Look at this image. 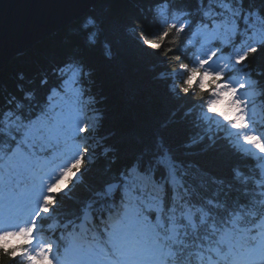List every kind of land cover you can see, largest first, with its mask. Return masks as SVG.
I'll return each mask as SVG.
<instances>
[{"label":"snow or ice","instance_id":"obj_1","mask_svg":"<svg viewBox=\"0 0 264 264\" xmlns=\"http://www.w3.org/2000/svg\"><path fill=\"white\" fill-rule=\"evenodd\" d=\"M146 11L156 23L171 18L177 27L182 24L180 40L198 44L203 55L211 56L210 63L223 60L228 66L222 80L236 84L244 77L237 97L243 100L241 107L251 126L253 112L264 110V68L251 63L264 52V0H153ZM92 23L89 19L84 27ZM96 37V32L89 33L88 42L95 44ZM53 75L58 78L54 84L46 76L41 78V87L47 89L42 97L35 89H21L19 98L0 105V233L19 236L22 228L31 227L22 243L0 245V264H29L36 258L38 233L53 215L55 227L49 223L46 233L52 242L44 245L50 264H193V257L195 264H264V153L251 146L247 152L233 148L245 168L232 166L227 179L213 177L216 186L210 187L196 175H209L206 170L182 158L186 154H178L164 135H157L151 149L117 169L112 167L116 164L112 157L103 178L74 198L71 192L97 159L88 158L95 152L90 148L84 166L68 188L56 194L52 206L25 216L27 200L16 186L36 169L49 179L55 174L65 131L61 118L69 105L78 113L84 111L87 86L82 81L91 70L71 59L56 67ZM191 115L188 109L181 119ZM205 118L211 121L217 115L205 114ZM89 131L87 126L82 133L78 124L73 127L76 139ZM211 131L205 127L185 147L203 142L204 132ZM112 151L104 146L100 155ZM62 195L73 206L57 212Z\"/></svg>","mask_w":264,"mask_h":264},{"label":"trees","instance_id":"obj_2","mask_svg":"<svg viewBox=\"0 0 264 264\" xmlns=\"http://www.w3.org/2000/svg\"><path fill=\"white\" fill-rule=\"evenodd\" d=\"M152 3L153 0H98L84 16L36 42L0 69V105H5L11 97L19 98L23 94L21 89L23 92L35 89L42 97L47 89L41 87V78L46 76L49 84L57 83L53 70L68 60L82 61L85 68L91 70V75H86L82 82L87 86L86 97L91 100L94 127L88 137L78 139L79 155L70 157L69 161L71 169L80 172L88 149H95L88 158L96 156L97 159L88 165L83 182L71 192L74 198L83 196L87 187L103 178L105 166L112 157H116L112 167L117 169L144 149H151L156 136L161 134L174 151L186 154L182 158L199 164L209 173L202 176L196 172V175L210 187L216 186L212 183L213 177L227 179L232 166L245 168L243 158L232 152L233 148H238L225 135L226 129L204 132L203 142L185 147L207 127L197 118L204 92L192 93L191 86L177 71L184 65L185 75L188 71L203 72L195 61L203 49L194 41L180 40L183 25L177 27L175 20L154 22L153 14L146 11ZM89 19L93 23L85 28ZM91 32L97 33L95 44L88 42ZM157 48L159 50H154ZM251 63L254 68H264V52ZM222 77L213 75L209 85L214 86ZM172 84H177L176 88L173 89ZM189 92L191 95H184ZM188 109H192V115L181 119ZM261 111L264 121V110ZM101 115L102 119H98ZM197 122L199 128L193 126ZM209 135L211 141L207 139ZM104 146H111L114 151L102 156ZM252 182L250 179L249 184ZM59 192L62 191L48 195L47 208L52 206ZM59 199L61 209L57 212L73 206L67 195ZM60 219L64 217L61 215ZM55 222L56 216H49L42 231L46 234L49 223L55 227ZM29 236L0 233V245L5 248L18 245Z\"/></svg>","mask_w":264,"mask_h":264},{"label":"rangeland","instance_id":"obj_3","mask_svg":"<svg viewBox=\"0 0 264 264\" xmlns=\"http://www.w3.org/2000/svg\"><path fill=\"white\" fill-rule=\"evenodd\" d=\"M202 53L195 57V61L204 73L188 71L185 75L186 68L183 66L179 70L184 81L191 86L190 91L192 93L204 92V106H200L198 109V120L204 122L212 130L226 129L225 135L243 152L249 151L248 146H251L253 150L264 153V140L260 138L264 136V121L261 120L262 111L258 109L253 112L254 123L249 126L245 119V110L241 107L243 100L237 97V89L241 87L244 77L240 76V83L236 84L221 79L214 86L209 85V79L215 74L223 76L228 65L223 60L218 61V63H210L211 56H205ZM176 86L177 84H172L173 89ZM82 107L84 111L78 113L75 107L69 105L65 109V115L61 118V122L65 125V131L62 135L61 150L55 161V165H59V167H56L54 175L50 169L47 170L52 178L49 179L43 171L36 169L26 173L16 186V191L24 193L27 200L24 209L25 216L34 211L46 212L48 195L68 188L69 181L78 173L71 169L69 161L70 157L79 155V143L73 133V127L78 124L81 133L85 126L90 129L94 127V114L89 97L83 101ZM213 113L217 115V118L211 121L206 120L205 114L211 115ZM238 132L239 135H237ZM89 135L88 132L86 136L82 135L81 139H85ZM37 205H39V209H37ZM20 233L30 235L31 227L22 228ZM50 242H52L50 236H47L44 231L38 234V247L34 250L37 255L36 258L29 261L30 264H50V261L46 259L47 250L44 248V245Z\"/></svg>","mask_w":264,"mask_h":264},{"label":"water","instance_id":"obj_4","mask_svg":"<svg viewBox=\"0 0 264 264\" xmlns=\"http://www.w3.org/2000/svg\"><path fill=\"white\" fill-rule=\"evenodd\" d=\"M98 0H0V69L84 16Z\"/></svg>","mask_w":264,"mask_h":264},{"label":"bare ground","instance_id":"obj_5","mask_svg":"<svg viewBox=\"0 0 264 264\" xmlns=\"http://www.w3.org/2000/svg\"><path fill=\"white\" fill-rule=\"evenodd\" d=\"M182 66L185 67L184 65L179 66V69H178L177 72H179V70L182 69Z\"/></svg>","mask_w":264,"mask_h":264}]
</instances>
